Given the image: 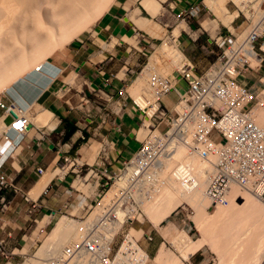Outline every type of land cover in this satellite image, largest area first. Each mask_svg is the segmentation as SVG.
<instances>
[{
	"label": "built area",
	"instance_id": "obj_1",
	"mask_svg": "<svg viewBox=\"0 0 264 264\" xmlns=\"http://www.w3.org/2000/svg\"><path fill=\"white\" fill-rule=\"evenodd\" d=\"M240 3L246 12L247 25L240 34L227 30L216 35L214 41L219 44L220 51L206 68L195 72L194 66L183 60L178 76L171 75L169 81L152 74L150 84L155 88L157 104L148 115V131L118 166L107 168L110 161L106 156H99L94 163L87 164L79 162L76 156L61 154L64 163L67 167L72 166L76 175L78 168L86 163L85 173L97 178L96 195L84 204L86 208L81 206L85 216H75L83 217L78 220L82 234L76 240L58 249L46 248L40 256L35 251L31 254L41 264H65L68 261L145 264L146 250L136 237L121 227L134 218H143L142 204L151 197L150 192L157 181L155 175L164 158L177 146L196 157L201 167L196 172L187 163L177 162L170 171H178L188 188L196 185L198 177L203 178L204 195L210 204L224 203L231 187L248 192L264 203V123L254 119V112L264 108V70L258 72L263 68L264 50L260 45L264 41V0H240ZM253 71L258 72L255 78L263 86L253 87L254 82L250 83ZM179 77L186 84L180 91L175 87ZM170 90L176 93V100L171 109H166L159 104V98ZM145 112L142 109L141 114ZM0 121V136L11 146L14 142H11L10 131L22 136L32 127L25 109L2 97ZM160 123L164 124L163 128ZM36 170L41 172L40 167ZM6 187L15 189L12 178L0 170V190ZM110 187H113L112 193L104 198ZM5 205L4 194L0 193V210ZM94 207L97 212L91 215ZM83 220L86 224H82ZM116 223L120 224L115 227ZM119 232L118 242L113 243ZM144 238L149 241L152 236L145 233ZM15 252L7 250L0 239V254L10 257Z\"/></svg>",
	"mask_w": 264,
	"mask_h": 264
},
{
	"label": "crops",
	"instance_id": "obj_2",
	"mask_svg": "<svg viewBox=\"0 0 264 264\" xmlns=\"http://www.w3.org/2000/svg\"><path fill=\"white\" fill-rule=\"evenodd\" d=\"M140 1L114 0L97 19L88 38L82 43H76L71 47L72 54L66 62L73 68V72L63 75L64 82L60 84V94H64L68 89L67 84L71 83L74 75L77 74L81 77L82 84L81 91L76 94L79 99L82 98L84 101H88V96H94L92 99L95 102L99 97H102L99 93L101 92L107 97V102L103 107L114 108L115 105L112 103H115V101L112 103L108 101L112 98L110 91L117 88L116 83L121 84V77L117 76V72L123 70L124 76L127 71L131 72L136 69L142 62L145 48L149 46L147 44L148 39L141 38L138 35L139 31L145 32L149 38L162 35V41L164 42L165 40L163 49H168V57L165 58L169 59L176 67L181 65L180 61L183 59L192 64L195 72H198L206 68L216 58L220 51L219 44L214 41V38L220 32L219 29L217 30L218 27L212 35L207 29L208 23L204 22L206 19H197L192 16L196 15L199 6L207 8L205 0H155L154 6L155 2L157 5L155 7L150 5V10H147V7H143ZM161 23L170 26L167 35L160 33L162 30ZM222 26L226 27L223 24ZM226 30L229 29L226 27ZM150 54L147 56V61H149L143 64L129 86L130 97L128 99L131 98L132 104H129V100L125 101L124 98L119 101L117 109H120V113L111 122L113 123L110 126L111 130L108 129L107 121L105 122L104 119L95 121V119L93 120L83 115L86 107H94V110H91V114L95 116L97 113L96 115L101 117L102 113H98L100 106L90 102L88 104L80 102L79 104L82 108H79L78 105L69 103L67 101L68 98L61 99L55 94L47 93L42 103H39V109L31 112L28 110L31 104H38L36 102L37 97L47 89L53 79L62 74L63 68L52 62L62 71L60 70L31 102L22 96L17 99L24 98L29 105L25 111L33 118L30 120L32 127L28 131L29 133L18 136L14 131H10L11 142H14L12 146L9 141H5L0 136V170L12 178V183L15 186V189L6 187L0 190L6 200L4 209L0 210V239L7 250L20 249L19 247L24 244V237L26 240L31 233L33 234V231L38 233V230L50 223L52 219H55V224V221L59 220L60 217L66 216L62 214L55 218L56 210H67L69 205L67 198L72 195L74 188L77 189L74 186L76 177L69 180L66 171L54 165L58 157L68 149L69 145L78 136H82L85 130L91 127L98 130L97 134L102 136V140H110L109 145L111 148L107 145L105 149V143L104 151L100 152L101 143L100 145L98 143L97 146L91 144L87 152L92 153L94 155L92 156L93 158L90 162L78 160L77 158L79 162L83 161L90 164L94 163L99 156H106V159L110 161L107 168L114 169L138 146L139 139H142L140 137L142 122L137 125L138 115H141L143 120V114H141L142 108L139 106V102L134 98L136 93L131 92L138 75L152 61H155V57L149 58ZM161 59L162 56L157 63H151L153 65L149 69L150 77L145 79L146 82L138 83L141 86L138 89L139 92L143 90V85H150L151 76L156 74L155 67L162 63ZM161 66L168 68L166 64ZM76 67H78L77 70ZM262 67L258 72L264 70V55ZM258 72H252L253 87L262 84L257 82L255 78ZM176 81L175 87L180 91L184 88V85L180 84V77ZM128 85L126 88H128ZM72 100L75 101L74 99ZM175 100L176 93L174 90H170L160 96L159 104L166 109H171ZM144 103L146 104V102ZM43 112L52 114L50 119L46 123L44 120L42 122V119H40V123L35 122L38 115H42ZM65 121L72 123L75 127L63 139L62 133L67 129ZM33 123L41 128L40 131H33L35 129ZM1 126L2 122L0 121V129ZM57 127V134L61 135L56 136L55 139L49 138L43 132ZM74 153L78 157L77 152L74 151ZM37 167L41 168V172H37ZM92 189L94 188H90L91 194L83 191L84 194L81 198L76 197L75 203L71 208L73 213H67L80 216L75 213L87 202L85 196H95V189ZM63 204L66 206H63ZM67 217L71 218L70 216ZM32 224L34 225L31 228ZM28 229L29 233L26 234ZM19 254L21 253L16 251L10 257L13 258V256Z\"/></svg>",
	"mask_w": 264,
	"mask_h": 264
},
{
	"label": "bare ground",
	"instance_id": "obj_3",
	"mask_svg": "<svg viewBox=\"0 0 264 264\" xmlns=\"http://www.w3.org/2000/svg\"><path fill=\"white\" fill-rule=\"evenodd\" d=\"M113 1L0 0V91H5L13 101L22 96L31 102L61 70L52 64L47 57L55 49H60L65 43L77 37L84 29L92 25ZM154 1L141 0L140 3L148 10L151 8L150 5H153V7L157 5L155 2L154 6ZM206 5L211 10H221V14L224 11L221 20L223 24L229 25L232 29L231 21L236 17L237 9L228 10L225 6V0H206ZM179 68H181V65ZM154 99L155 97L152 100L154 104L152 106L148 105L145 114H143L141 130L144 134L141 132V138L148 131L150 124L148 115L157 104ZM139 104L142 109L146 105L142 100ZM51 115L49 112H43L42 115H38L35 122L40 123V119H42V122L45 121L46 123ZM254 119L260 124L264 123V108L254 112ZM185 153L181 146H177L171 155L164 158L155 175L157 181L153 185L150 196L152 191L159 188L158 185L160 188L164 186L165 176L170 175L168 178L173 176V179L167 180L171 184L167 183L170 186H166L167 188L160 195L158 202H153L154 204L151 206L148 205L150 206L148 211L145 208L151 222H155L157 225L160 222L159 220L166 217L178 205H184L182 203L187 201L195 209L192 219L199 228L204 229L207 240L216 243L219 252L222 253L226 250L225 255L229 264H264V204H261V201L259 202L250 193L231 187L226 201L222 204L213 205L215 210L209 211L207 209L209 200L204 196L205 180L198 177L196 185L188 188L182 179L178 178L180 174L178 171L174 173L170 171L171 167L179 162L174 159L180 158L183 159L181 160L184 161L183 163L190 165L193 170L194 168L200 169L201 162H198L192 155L188 154V157H186ZM168 162L169 165L167 166ZM87 175L85 174L83 177ZM175 175L184 184L183 189L191 192L189 195L174 189L175 181L173 180L176 178ZM162 176L164 177L161 178ZM75 177L79 176L76 175ZM94 179L95 181L88 184V186L95 189L97 178ZM160 179L162 180L161 184ZM74 185H77V183L74 182ZM112 191L113 187H110L104 198L110 196ZM149 200H151V197ZM146 203L142 204V212L143 208L146 207H143V205ZM143 216L145 217L144 212ZM259 219L260 222H258ZM156 221L158 222L156 223ZM83 222L86 224V221L83 220L82 224ZM119 224L116 223L115 227ZM78 225L79 223L74 219L67 216L60 217L59 224L46 237L45 243H47L44 245L42 243L38 251L43 252L46 248L58 249L67 241L76 240L82 234V228L79 229ZM172 243L182 249L183 255L187 257L188 253L186 251L199 247L203 242H193L186 231L183 230L177 234ZM221 253L220 255H222ZM32 257L30 259V262H33L32 264L40 262V260ZM147 260L148 256L145 261L147 262ZM155 260L158 264H177L172 255L161 248ZM65 264L82 263L68 261Z\"/></svg>",
	"mask_w": 264,
	"mask_h": 264
},
{
	"label": "rangeland",
	"instance_id": "obj_4",
	"mask_svg": "<svg viewBox=\"0 0 264 264\" xmlns=\"http://www.w3.org/2000/svg\"><path fill=\"white\" fill-rule=\"evenodd\" d=\"M204 2L206 4V0ZM225 6L230 11L236 10V9L238 10L236 17H234V19L231 21V24H232L231 28L232 29H230L229 25L223 24V21L221 20V17L224 15L223 10H222L223 13L221 14V10L217 9V11H214V10L202 8L201 6H199L198 11H196V15H192V16H193V18H197V19H201V18L206 19L205 21L208 23L207 29H209L208 31L212 35L215 33L217 27H218L217 30L219 29V31L222 33L227 32V30H226V27H227L232 32V34H236V33L240 34V32L243 30V28L247 25V20L244 17V14H246V12L242 8L240 0H225ZM240 9H241V11H240ZM219 11H220V13H219ZM96 21L92 25H90L88 28L84 29L80 33V35L72 38L70 41L65 43L60 49H55L47 57L50 62L61 66V68H63V72L59 77L53 79V81L50 83V85L47 87V89L39 97H37L36 102L38 104L33 103L29 107V105L25 102L24 98H20L19 100L14 102L11 99V97L5 91H2V92L0 91V96H2V98L5 99L6 101L12 100L14 102V104L22 107L25 110H27V108L29 107L28 110L30 112L35 111L36 109H39V107H40L39 103H42V100L46 96L47 93L55 94V96L57 95V97H60L61 99H67L68 98L67 101H69V103L76 104V105H78L79 108H82L81 105L79 104L80 102H86V104H88L89 102L94 103V104L100 106L98 113L99 112L102 113L101 117L97 116L96 115L97 113L95 114V116L91 114L92 113L91 110H94V107H90V108L86 107L83 115L88 117V118H92L93 120L95 119V121L98 119L99 120L104 119L105 122L107 121L108 129H110V126L113 124L111 122H113V119L116 118L117 115L120 113L119 112L120 109L119 110L117 109L119 107V101H122V98H124L125 101L129 100L128 101L129 104H132V102L130 100L131 98L128 99V97H130L129 86L131 84L132 79L136 76L137 72L142 68L143 64L147 61V56L151 52L152 53L150 54L149 58L151 59V58L155 57L154 58L155 61H152L151 63H155V62L157 63L159 58L162 56V59H161L162 63L155 67L156 77L157 78L159 77L158 79L163 80V78L165 77L167 79V81H169L171 75H173L174 77L178 76L179 70H180V68H179L180 65L178 67H176L173 63H171L169 61V59L165 58V57H168V49L167 48L163 49V45H164L165 40H164V42L162 41V35H160L159 37H155V38H149V36H147V34L145 32L139 31L138 35L141 38H145L146 40L148 39L147 44H149V46L146 47L144 45L146 47L144 50L145 55L142 56V62L138 65V67L136 69L132 70L131 72L127 71V74H125L124 76H123V70H120L119 72H117V76L121 77V84L116 83L117 88L110 91L112 98L110 99V101H108L109 103H112L115 101L116 104L112 103L115 105L114 108L110 109L109 106L103 107L107 102V99H106L107 97L101 92H99V93L101 94L102 97H99V99H97L98 102L93 101L92 98L94 96H88V98H89L88 101L87 100L84 101L82 98L79 99L76 94L81 91L82 84H81V77H79L77 74L74 75L73 81L71 83L67 84L68 89L64 92V94H60L59 93L60 92V90H59L60 84L64 82L63 75L66 73L70 74L73 72V68H71V66H69L66 62L71 57V54H72V51L70 49L76 43H82L84 40H86L88 38L89 33L93 29V26L95 25ZM209 21H211V22H209ZM222 24L225 25L226 27L222 26ZM161 26H162V30L160 31V33L167 35L169 33L170 26L169 25H163L162 23H161ZM261 48L264 50V42L261 44ZM161 51H162V53H161ZM182 61H183V59L180 61V63H182ZM151 63L147 66V68H145L143 70V72H141L138 75V77L134 81V85L132 86V92H131V93H134V92L136 93V95H134V98L139 103L141 102V100L143 102H146V105H145L146 107L143 106V110H145V111H146L148 105L152 106L154 104L152 102V100L155 97V94H154L155 88L151 84L150 85L146 84V85L142 86L143 90H141V92H139L138 89L141 86L138 83L146 82L145 79L150 77L149 69L151 68V65H153ZM162 64L163 65L166 64L168 66V68H164L163 66H161ZM198 72H201V71H198ZM253 82H254V80H253V78H251L250 83L252 84ZM246 83L248 84V80H246ZM180 84L184 85L183 87L186 86L183 78H180ZM127 85H128V88H126ZM260 85L263 86V83ZM262 89L264 91V88H262ZM72 99H74L75 101H73ZM134 107H136V106H134ZM27 115L29 116L30 114L27 113ZM138 116L139 117H138L137 125L140 123V119L142 117L140 115H138ZM32 118H33V116L30 115L29 119L31 120ZM33 124L35 126L34 127L35 129H33V131H40L41 128L36 126L35 123H33ZM160 127L163 128L164 124L160 123ZM57 129H58V127L54 128L52 130H46L43 132L49 138L55 139L56 136L61 135V134H57V131H56ZM48 132H49V134H48ZM97 132H98V130H96L93 127L89 128L88 130H85V132L82 133V136H78V138L71 145H69L68 149L65 150V152L62 153V155L68 154V155L77 157V155L74 153V151H75L78 154V157H77L78 160H87L86 162H90L91 159L93 158L92 156H94V155L90 152L88 153L87 149L90 147L91 144L97 146L98 143H99V145L101 143L100 150L102 147H105L104 146L105 143H106L105 149L107 148V145L110 147V145H109L110 140H107V139L102 140V136L100 134H97ZM63 133H62V135H63ZM63 141H66V140H63ZM185 156L188 157V154L185 153ZM174 160H177L181 163L184 162V161H181V160H183L181 158L180 159H174ZM196 160L198 162H200L197 158H196ZM62 165H63V167H61ZM168 165H169V162L167 163V166ZM54 166H59L64 171L66 170L67 177L69 178V180H72V178L75 177V175H76V172L71 170L72 166L67 167V164L64 163V160L62 159L61 155L56 160V163ZM85 167H86V163H84L77 170V175L79 177H76V179L74 180V182L77 183V185H74L77 189L74 188L72 191V195L68 196V198H67V202L69 204L67 210L66 211L65 210H56L57 213L55 214L56 215L55 218H57L58 216H60L62 214L66 215V216H70L71 218H74L76 222H78V220H81L83 218V217L78 218V217H75V215H70L68 213L71 212V208H72V205H74V203H75L76 197L81 198V196L84 194V192H86L87 194L92 193L90 191L88 184L93 183V181L95 180L94 179L95 176L91 177V175L90 176L87 175L84 178H82L86 174L85 173L86 172ZM194 171L197 172V171H199V169L194 168ZM169 176L170 175H167L165 177L164 176L161 177V178L164 177L166 179L164 186H162L160 188V186L158 185L157 187H159V188H157L155 191H152L151 200H149L148 203L145 202L146 204L143 205V207L146 206L143 208V212H144L145 217L143 216L142 219L140 217H139L140 219L134 218L131 223H124L123 226L121 227V229L122 230H128L129 233H131L134 237L137 238L138 243L141 245V247H143L146 250L148 260L145 264H158L156 262L155 258L157 257V254H158V251H160V248L163 249V251H166L169 254H171L172 258L175 259V262L177 264H188L187 259L191 260L194 264H210L211 262L212 263L214 262L215 264H229V261L227 262L228 258H226V255H225L226 250L223 249V250H225L224 252L223 251H222V253L219 252L216 243H214L212 240H210V241L207 240L204 229L199 228L196 225L195 221L192 219V216H194V214H195V209L189 204V202L184 201L182 203L184 205H178L166 217L162 218V220H159L160 221L159 223H157L158 221H156L157 225L155 224V222H151V220L149 219V216L147 215L148 214L147 213L148 208L152 204L158 202L157 200L160 199V195H162L163 191H165L164 189H166L168 186H170L171 182L170 181L167 182V180L168 179L170 180L173 176L171 178H168ZM175 177H174L175 179L173 180V181H175L174 186H173L174 189L175 190L178 189V192L185 193V194L187 193L186 195H189L191 192L184 190L183 189L184 184H182V181L180 179H177L178 176L175 175ZM178 178H180V177H178ZM161 183H162V180L160 179V184ZM167 183H170V184H167ZM93 198H94V195L85 196V199L87 201L85 203L90 202ZM259 202H260V200H259ZM84 204H83V207L86 208L84 206ZM261 204H264V203L261 202ZM148 205H150V206H148ZM84 208L80 207V209H78V212L75 214H79L80 216H83V215L85 216ZM145 208L147 209V211ZM207 209L209 211L215 210V208L213 207V204H210V203L208 204ZM92 210H93V208H92ZM96 211H97V208L95 207L93 212L91 211L92 215L94 213H96ZM71 213H73V212H71ZM54 220L55 219H52L50 221V223H48L47 225L40 228V230H38L39 231L38 233L36 231H33V234L31 233V235L26 240L24 237V241L22 240L24 242V244H22V246L19 247L20 249H18V250L14 249L15 251H19V252H23V253L16 255V256H13V258L9 257V256L4 257L2 254H0V264H32L33 262L32 263L30 262V259L32 257L31 254L34 251H35V254L38 256H40L42 254V252H39L38 249L42 243H43V245L47 243V242L45 243V240H47V238L46 239H44V238L47 237L48 236L47 234H50L53 231L54 227H56L59 224V220L55 221L56 222L55 224H54ZM258 222H260V219L258 220ZM33 225L34 224H32L31 228L33 227ZM183 230L186 231V233L190 236V238L193 242H196V241L197 242H200V241L203 242L202 244H200L199 247L192 249V250H188L189 252L186 251L188 253L187 257H185L183 255L182 249L178 248L177 245H174V243H172L174 238L177 236V234H179V232L183 231ZM28 231H29V229L27 230L26 234L29 233ZM145 233H149L152 236V239L149 241L145 240V238H144ZM34 234H36V235H34ZM119 238H120V232L117 234V236H115L113 243H117ZM191 252H193V253L189 258V254ZM220 253L222 255H220ZM32 258L36 259L35 257H32ZM8 259L11 262H8L7 261ZM38 263H40V262H36V264H38Z\"/></svg>",
	"mask_w": 264,
	"mask_h": 264
},
{
	"label": "trees",
	"instance_id": "obj_5",
	"mask_svg": "<svg viewBox=\"0 0 264 264\" xmlns=\"http://www.w3.org/2000/svg\"><path fill=\"white\" fill-rule=\"evenodd\" d=\"M65 124H66L67 129H65L63 133V137H62L63 139H65L75 127L72 123H68L67 121H65Z\"/></svg>",
	"mask_w": 264,
	"mask_h": 264
},
{
	"label": "water",
	"instance_id": "obj_6",
	"mask_svg": "<svg viewBox=\"0 0 264 264\" xmlns=\"http://www.w3.org/2000/svg\"><path fill=\"white\" fill-rule=\"evenodd\" d=\"M124 19H125V17H124ZM78 69V67H76V70Z\"/></svg>",
	"mask_w": 264,
	"mask_h": 264
},
{
	"label": "snow or ice",
	"instance_id": "obj_7",
	"mask_svg": "<svg viewBox=\"0 0 264 264\" xmlns=\"http://www.w3.org/2000/svg\"><path fill=\"white\" fill-rule=\"evenodd\" d=\"M18 126V125H17Z\"/></svg>",
	"mask_w": 264,
	"mask_h": 264
}]
</instances>
